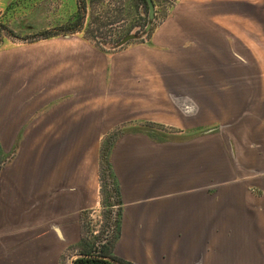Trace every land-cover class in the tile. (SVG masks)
Returning <instances> with one entry per match:
<instances>
[{"label": "crops", "instance_id": "obj_1", "mask_svg": "<svg viewBox=\"0 0 264 264\" xmlns=\"http://www.w3.org/2000/svg\"><path fill=\"white\" fill-rule=\"evenodd\" d=\"M123 128L116 258L264 264V0H178L117 53L76 34L0 50V264L78 258Z\"/></svg>", "mask_w": 264, "mask_h": 264}, {"label": "rangeland", "instance_id": "obj_2", "mask_svg": "<svg viewBox=\"0 0 264 264\" xmlns=\"http://www.w3.org/2000/svg\"><path fill=\"white\" fill-rule=\"evenodd\" d=\"M85 1L87 3L85 26L90 24V31L76 35L107 53L121 52L129 46L146 42L151 31L158 28L170 16L173 9L171 5L178 2V0H155V14L151 19L148 5L146 8L140 6L139 0ZM78 7V0H0V25L5 28L0 34V50L13 49L23 43H33L36 36L44 31H53L67 25L70 21H74ZM6 30L11 31L13 37L9 36ZM129 31L132 32L130 36L134 38L122 44L125 39L123 37ZM90 32L95 33V36L92 37ZM137 125L136 130H162L150 123ZM117 130L106 139V147L108 146L106 155L110 154L117 137L127 129ZM155 136L167 138L168 134L155 133ZM113 183H108V190L104 189L102 192L100 207L85 216L84 239L78 257L84 250L96 254L104 252L110 257H115L112 252L118 238L121 199L120 196L116 197Z\"/></svg>", "mask_w": 264, "mask_h": 264}, {"label": "trees", "instance_id": "obj_3", "mask_svg": "<svg viewBox=\"0 0 264 264\" xmlns=\"http://www.w3.org/2000/svg\"><path fill=\"white\" fill-rule=\"evenodd\" d=\"M154 1V4L156 6V1ZM140 2V6L146 8L147 7V2L145 0H139ZM78 12L74 17V21H70L67 25L60 27L56 30L53 31H44L43 33L39 34L36 36V39L32 42H37L40 40H47V39H52L55 37H59V36H68V35H75V34H79L81 32H89L90 31V24L87 25V27L85 26V22H86V14H87V3L85 0H78ZM174 5L172 4L171 7H173ZM157 28V27H156ZM156 28H154L151 31V35L148 36L147 41H149L154 33V31L156 30ZM4 27L2 25H0V34L4 31ZM6 33H8L9 36L13 37V34L11 31L6 30ZM91 36L94 37L95 33L90 32ZM132 32L129 31L125 34V36L123 37L126 38L128 36H130ZM120 42V41H119ZM145 41H142L140 43H144ZM112 142V141H111ZM108 148H105L104 152H103V158L104 159L102 162V171H101V180H102V192H104V189L108 190V183L110 184L111 182L113 183V187H115V193H116V197L119 196V191L117 188V185L115 186V178L113 176V172L111 169V163H110V159H109V155H106ZM108 157V158H107ZM5 164V159L3 158L2 154L0 153V171L3 168ZM107 187V188H106ZM119 264H129L126 263L118 258H115L113 256H109L108 253H104V252H100V254H96L92 251H86L84 250L81 254L80 257L76 258L72 264H117V262Z\"/></svg>", "mask_w": 264, "mask_h": 264}, {"label": "water", "instance_id": "obj_4", "mask_svg": "<svg viewBox=\"0 0 264 264\" xmlns=\"http://www.w3.org/2000/svg\"><path fill=\"white\" fill-rule=\"evenodd\" d=\"M147 2V5L149 7V12H150V18L153 19L154 18V14H155V5L153 0H145ZM134 38V36H128L126 37L123 41L122 44H126L128 41L132 40ZM119 264V263H117Z\"/></svg>", "mask_w": 264, "mask_h": 264}]
</instances>
